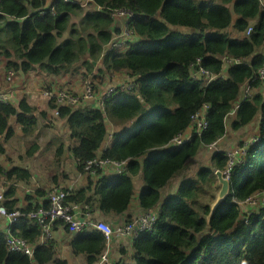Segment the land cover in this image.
<instances>
[{"label":"trees","instance_id":"trees-1","mask_svg":"<svg viewBox=\"0 0 264 264\" xmlns=\"http://www.w3.org/2000/svg\"><path fill=\"white\" fill-rule=\"evenodd\" d=\"M90 4L98 7L84 8L63 0L50 4L47 0H0V59L7 70L25 73L39 65L49 73H64L88 53L94 62L99 60V71H126L134 78L130 91L118 90L105 100V113L88 105L59 108V117L66 120L70 136L77 142L71 150L81 172L83 164L97 154L106 132L105 120L114 126L133 121L130 127L115 131L102 152L104 157L127 160L125 169L101 176L94 185L88 182L75 195L69 194L68 201H85L92 210L86 193L93 186L98 210L119 214L130 202L133 176L141 172L145 185L139 204L149 209L160 201V189L184 169L202 145L223 136L229 112L235 111L231 128L237 130L259 111V142L250 146L244 160L234 167L227 197L211 211L213 195L207 201L200 196L205 186L216 184L214 170L225 166L224 152L217 151L212 167H201L193 178L181 180L177 193L163 200L152 230L139 233L132 245L133 264H264V205L246 214L239 205L264 191V97L257 93L235 106L241 86L250 82L264 60L256 50L264 44L260 0H92ZM115 8L133 12L130 27L139 38L121 53L103 51L120 29L119 21L110 16ZM249 24L252 32L243 36ZM174 26L196 32L183 34ZM229 28L240 36H231ZM222 56L242 61L228 68L227 77L218 76L206 85L191 75V65L219 74ZM84 64L88 70L92 68L90 63ZM258 84L251 82L250 86ZM205 104L207 125L201 133L193 131L183 143L164 148L190 126L193 113ZM11 118L24 136L31 135L36 126L34 109L25 97L16 106L0 101V153L4 152L3 141L14 134ZM153 149L158 151L149 152ZM3 174L28 175L21 168L4 171L0 163V177ZM10 229L30 243L40 233L24 216ZM70 245L73 253L85 254L87 264H93L105 240L96 230H83ZM54 253L51 242L36 243L31 257L9 251L0 232V264H67L53 259Z\"/></svg>","mask_w":264,"mask_h":264},{"label":"crops","instance_id":"crops-1","mask_svg":"<svg viewBox=\"0 0 264 264\" xmlns=\"http://www.w3.org/2000/svg\"><path fill=\"white\" fill-rule=\"evenodd\" d=\"M52 0H47V4H50ZM261 6L264 8V0H260ZM95 9V8H93ZM236 16L233 17L235 19ZM74 18L76 20H74ZM73 22L77 21L74 17ZM119 25H121V20ZM115 21V20H114ZM118 26V23L117 25ZM174 30H177L183 34L195 33V29L183 26H174ZM231 36L238 37L241 33L236 32L234 29L229 28ZM138 36L135 38V42L138 40ZM258 50V47L256 48ZM87 56L86 59L92 65V69H99V60L93 61L88 53L84 54L81 59ZM17 61V60H14ZM75 64H78L75 63ZM81 64V65H82ZM230 66H223L221 70V75L227 77V70ZM69 67L68 71L64 73L53 74L45 71L39 65L33 66L28 72H16L13 78L7 76V71L5 67V62L0 59V94H5L8 96V103L12 105H17L22 97H25L29 105L34 109V115L37 118L35 129L31 135L24 136L19 125L16 124L15 119L11 118L10 123L14 129V134L9 139L3 141L4 152L0 153V163L4 171H9L12 168H21L27 172V177L19 178L16 175H11L7 177L5 174L0 177V192L3 194V204L8 208H20V209H30L45 206L47 204L46 193L52 187H61L69 192L70 195H75L80 189L87 186L88 182H92L93 185L101 176H112L113 173H109L108 170L104 169L96 177L88 176L85 173L79 171L76 165V160L72 154V147L76 145V140L70 136V130L67 122L64 118L55 117L52 113L50 100L45 99L41 93L43 88H63L72 92H77L81 88V76L74 75ZM76 69V68H75ZM78 71V69H76ZM75 72V71H74ZM105 77V86H102L100 92L102 93L109 86H119L123 85L130 80L133 81L134 78L130 77L126 71L118 72H102ZM27 74H31L30 78ZM81 78V79H80ZM107 79L109 81H107ZM243 84L240 88L239 98L236 102L239 103L245 98H251L254 94H261L264 97V86L258 84L255 87ZM99 93V92H98ZM90 106L92 108H97V103L94 100H88L81 104V106ZM77 108V107H76ZM75 109V108H73ZM44 113L42 116L40 113ZM40 115V116H39ZM56 118L59 124L62 123L61 127L64 128L66 132V140L61 138L54 139L53 142L57 145L54 152L55 159L57 162L48 163V153L52 148V142L47 140L42 144L40 139L42 133L44 134L48 131L46 122L43 120V124H40L42 119ZM235 119L234 109L229 112L225 118V132L216 141V147H207L202 145L197 154L189 158L186 162V166L181 171L177 172L168 182L160 189V201L150 210L155 211L157 214L160 210V206L163 200L168 197L175 195L178 190V186L182 179L193 178L197 171L201 167H212V157L217 151H225L231 146H235L241 142L243 138L251 136L258 133V126L260 120V112L258 111L254 118L247 125L233 130L231 128V123ZM54 120V119H53ZM57 121V122H58ZM132 120L127 121L123 125L114 126L111 122L105 120V136L103 141L97 151L100 153L103 148L108 147L112 142V135L115 131L121 128L130 127ZM55 123V122H54ZM192 133V128L188 126L182 133V137L188 138ZM54 136V135H53ZM176 144L171 140L164 148L172 149ZM60 149V152H59ZM30 150V153L27 151ZM158 149H153L149 152H156ZM59 154V157L57 155ZM149 155V154H148ZM144 156H147L145 154ZM144 157L139 159L143 161ZM61 161H58V160ZM65 160V161H64ZM65 162V164L63 163ZM67 163V164H66ZM132 195L127 208L119 214H107L102 213L97 208V197L93 194V186L91 191L86 193V196L90 198L92 203V216L95 219L103 220L110 225L114 226L117 223H122L129 220L132 216L143 211L144 209L139 204V194L144 187V180L142 173L139 172L132 178ZM6 192H8L6 194ZM77 202V201H73ZM85 202V201H82ZM30 223V222H29ZM7 229V220L4 216L0 215V232L4 233ZM91 231V230H89ZM70 233L67 231L65 226L60 223H56L53 227V238L51 244L54 248V258L65 260L67 264H87V256L83 253L75 254L71 248V240L77 234ZM39 236L36 238V243H39ZM133 239L129 238H116L114 237L111 241L110 254L112 259L116 264H133ZM51 261L48 264H54ZM32 264H37L32 262Z\"/></svg>","mask_w":264,"mask_h":264},{"label":"built area","instance_id":"built-area-1","mask_svg":"<svg viewBox=\"0 0 264 264\" xmlns=\"http://www.w3.org/2000/svg\"><path fill=\"white\" fill-rule=\"evenodd\" d=\"M65 2H77L84 8L93 7L95 5L90 4L92 0H63ZM113 20H121L120 29L117 33L113 34L110 40L103 46V51L124 52L135 43L136 33L130 27V21L134 14L125 8H115L110 12ZM252 32V25L249 24L243 36H249ZM103 52V53H104ZM259 53L264 56V44L258 49ZM222 68L223 66H231L235 63L241 62V59H234L229 56H222ZM221 68V70H222ZM7 76L13 78L15 73L13 70H7ZM191 75L198 78L203 85H206L209 81L221 76V72L217 75L209 72L208 70L199 67L194 69L191 65ZM133 78V77H132ZM251 82H258L264 86V60L254 72L250 82L246 84L250 86ZM134 86V80L125 84H121L117 87L109 86L102 93L97 92L94 88L93 73L86 74L82 77L81 88L77 92H72L63 88H46L42 90V94L47 100L51 102L52 113L55 117L59 116V108L66 106L68 108H76L88 100H94L97 103V108L104 112L105 100L114 92L118 90L130 91ZM247 86V87H248ZM8 96L0 94V101L8 102ZM208 106L205 104L198 109L191 116L192 132L201 133L206 127V113ZM189 138V137H188ZM188 138L182 137V133L175 136L172 141L179 145L186 141ZM259 142L258 134H253L246 138H243L241 142L235 146L227 148L224 152L226 156L225 166L221 169L222 177L229 181L233 169L236 165L240 164L249 149L255 143ZM216 142H212L205 145L209 148L216 147ZM106 148H103L100 153H97L94 157L87 160L82 166V172L91 177H96L99 172L104 169L109 173L117 174L122 172L126 165L127 160H115L108 157H104L102 152ZM216 170H214L215 173ZM69 192L61 187H52L46 193L47 204L38 208H31L23 211V209H7L3 204V194L0 192V215L4 216L7 220V229L4 232L6 246L9 251L19 252L26 254L29 257L32 256L35 244L18 237L11 232L10 226L20 216H24L30 223H35L39 229V243L49 244L53 238V227L56 223L63 224L68 232L75 233L83 230H96L104 236L105 245L103 250L97 255L93 264H116L113 261L110 254L111 241L114 237L134 239L139 233L143 231L152 230L156 220L157 213L150 209H144L143 211L132 216L129 220L122 223H117L114 226L109 223L95 219L92 216L91 209L86 202H71L67 197ZM241 207V213L246 214L247 210H256L264 205V191H258L251 196L247 197L244 201L239 202ZM243 207H246L245 209ZM244 216V215H243Z\"/></svg>","mask_w":264,"mask_h":264},{"label":"rangeland","instance_id":"rangeland-1","mask_svg":"<svg viewBox=\"0 0 264 264\" xmlns=\"http://www.w3.org/2000/svg\"><path fill=\"white\" fill-rule=\"evenodd\" d=\"M235 15L233 14V17ZM74 20H76L74 18ZM15 57V56H14ZM16 60V58H14ZM86 59H89L87 56H85L81 62H91V61H87ZM82 63L78 62V64H73L72 65V71L74 75H77V76H85L86 74H90L91 72L93 73V83H94V88L97 92H100V90L102 89V86H105V77L104 75L101 73V71L97 70V69H92V71H88L87 69V65H85L84 63L81 65ZM78 69V71H76V69ZM30 75L31 74H27V77L30 78ZM81 79V78H80ZM107 81H109L107 79ZM45 89V88H43ZM45 99H47L45 97ZM40 116V115H39ZM51 119H46V117L44 119H42L41 123L40 124H43V120L44 122H46L47 124V127H48V131H46L44 134L42 133V137L39 138L40 139V142L42 144H44V142H47V140H50L52 142V148L50 150V153H48V156H49V159H48V163L50 164L51 162H57V159H55V155H54V152L56 150V144L53 142L54 139H57V138H61L62 140H66L67 136H66V132L64 131V128L61 127L62 123L59 124V121L55 119L56 118H52L50 117ZM54 119V120H53ZM58 121V122H57ZM55 122V123H54ZM36 128H37V125H36ZM54 135V136H53ZM57 157H59V154L57 155ZM58 161H61L60 159ZM65 161V160H64ZM63 161V163L65 164V162ZM67 164V163H66ZM218 185V186H217ZM219 188H220V185L218 184V181L216 182L215 185H213V187H206L203 189V193L200 195L201 196V199H203L204 201H207L208 199H210L211 197H209V195H213V200L211 198V204L210 206H212L214 200H215V197L217 195V192L219 191ZM210 201V200H209ZM244 209L246 207H243Z\"/></svg>","mask_w":264,"mask_h":264},{"label":"water","instance_id":"water-1","mask_svg":"<svg viewBox=\"0 0 264 264\" xmlns=\"http://www.w3.org/2000/svg\"><path fill=\"white\" fill-rule=\"evenodd\" d=\"M215 175H216L218 184L220 185V188L211 206V211H213L216 208V206L227 197L228 192H229V181L225 180L222 177L221 170H216Z\"/></svg>","mask_w":264,"mask_h":264}]
</instances>
